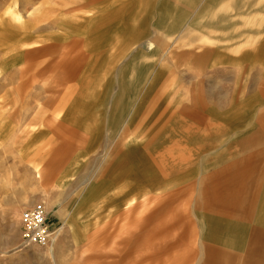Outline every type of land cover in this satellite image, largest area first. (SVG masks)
<instances>
[{
    "label": "rangeland",
    "instance_id": "obj_1",
    "mask_svg": "<svg viewBox=\"0 0 264 264\" xmlns=\"http://www.w3.org/2000/svg\"><path fill=\"white\" fill-rule=\"evenodd\" d=\"M200 222L264 264V0H0V264H195Z\"/></svg>",
    "mask_w": 264,
    "mask_h": 264
},
{
    "label": "bare ground",
    "instance_id": "obj_2",
    "mask_svg": "<svg viewBox=\"0 0 264 264\" xmlns=\"http://www.w3.org/2000/svg\"><path fill=\"white\" fill-rule=\"evenodd\" d=\"M92 67H93V65H92ZM105 160H106V158L104 157L102 161H105ZM39 168L44 171L43 166H39ZM40 169L37 170V173H39L40 177L43 178L44 177L43 172ZM45 170H47V169H45ZM47 172H49V171H47ZM205 174L206 173H201L197 179V182L195 183V186L197 189H196L195 196H194V199H195L194 206H197L196 210H199L198 207L200 208L202 200H203L204 194H203L202 182H203V176ZM206 176H208V175L206 174ZM147 201L148 200H146V198H145L143 203L139 204L138 207L146 205ZM131 203H132V201H131ZM199 225H200L199 226L200 233L198 236V245H199V249H200V255L198 256V259L195 261V264H212V262H214L215 260L218 262H220V261L224 262L225 261V262H228L229 264H240V258H241L240 253H242L244 251H241L240 253H238V250H237L238 240L235 241L233 239H228L226 236H223L224 240H226V241L220 242L219 235L217 233H215V232H217V230H215V227L208 225V223L204 224L203 222H200ZM71 228H72L71 231H72L73 235L75 236L77 234V232H76L77 230H76L74 225H71ZM58 232H59V230L57 231V234H56L54 240L52 241L51 245L50 246L48 245L50 250L47 251L48 252L47 254H49V257L51 259L55 258L52 248H53V242H55L57 235H58ZM215 253H217L219 255L217 258H215L216 256H214Z\"/></svg>",
    "mask_w": 264,
    "mask_h": 264
},
{
    "label": "built area",
    "instance_id": "obj_3",
    "mask_svg": "<svg viewBox=\"0 0 264 264\" xmlns=\"http://www.w3.org/2000/svg\"><path fill=\"white\" fill-rule=\"evenodd\" d=\"M20 230L22 245L30 244L40 247L51 244L58 231L42 203H35L20 212Z\"/></svg>",
    "mask_w": 264,
    "mask_h": 264
},
{
    "label": "crops",
    "instance_id": "obj_4",
    "mask_svg": "<svg viewBox=\"0 0 264 264\" xmlns=\"http://www.w3.org/2000/svg\"><path fill=\"white\" fill-rule=\"evenodd\" d=\"M58 117H59V114H56L55 115V118H58ZM35 147H38V146H36V144H34L33 141L30 140L27 143L26 147L24 148V151H23V154H22V159L24 161H26L25 163L27 164L28 168L32 167L33 169H35L34 168V165H36V166H43L42 165L43 163H45L46 161H48L50 163L52 161V158L54 157V155H51V151H49L50 149L49 150H46L45 152H43L44 159L41 160V163L40 164H36L37 163L36 158H35L36 157L35 156L36 151L34 152V148ZM28 156H29V158H28ZM47 159H49V160H47ZM34 171H35L34 174H36V169ZM61 173H62V170L60 168V171H59L58 174H61ZM58 179H59V183H62V177L59 176ZM39 184L41 185L40 182H39ZM28 202H29V200H28ZM154 254L157 255L158 253L155 252ZM179 255H180V253H177L176 254V258H175V263L174 264H180L179 262H180V259L181 258L179 257ZM190 255L191 254H188L187 256H183V257H188V256L190 257Z\"/></svg>",
    "mask_w": 264,
    "mask_h": 264
}]
</instances>
